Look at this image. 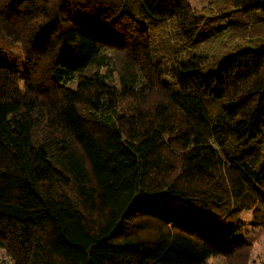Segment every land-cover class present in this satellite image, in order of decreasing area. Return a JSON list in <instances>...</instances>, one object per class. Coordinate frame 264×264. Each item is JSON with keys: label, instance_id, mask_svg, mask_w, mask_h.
<instances>
[{"label": "trees", "instance_id": "16d2710c", "mask_svg": "<svg viewBox=\"0 0 264 264\" xmlns=\"http://www.w3.org/2000/svg\"><path fill=\"white\" fill-rule=\"evenodd\" d=\"M15 44L24 67L0 61L10 264H248L264 0H0V47Z\"/></svg>", "mask_w": 264, "mask_h": 264}, {"label": "rangeland", "instance_id": "374dc122", "mask_svg": "<svg viewBox=\"0 0 264 264\" xmlns=\"http://www.w3.org/2000/svg\"><path fill=\"white\" fill-rule=\"evenodd\" d=\"M208 0H190V4L196 9H199ZM226 19L229 21L236 20L238 22H244L245 18L241 15L239 11H233L226 16ZM241 47H246V41L241 43ZM252 46V45H251ZM236 49V48H235ZM235 49L231 50L234 51ZM205 49L196 45L190 48L187 51L188 54H199ZM186 56V55H185ZM0 61L5 62L13 69H21L24 67V60L22 53L20 51L19 45L15 44L11 48H1L0 47ZM218 63V61H217ZM264 162V160L262 161ZM241 220H243V228L236 237L238 239H243L246 242L252 244V250L249 258L248 264H264V227L263 226H255L251 224V214L250 212H244L240 216ZM0 263L2 264H10L11 258L5 252L3 248L0 247ZM207 264H225L222 258L213 257L208 259Z\"/></svg>", "mask_w": 264, "mask_h": 264}]
</instances>
